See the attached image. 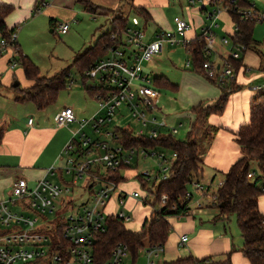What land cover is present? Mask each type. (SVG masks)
Masks as SVG:
<instances>
[{
  "label": "built area",
  "instance_id": "obj_1",
  "mask_svg": "<svg viewBox=\"0 0 264 264\" xmlns=\"http://www.w3.org/2000/svg\"><path fill=\"white\" fill-rule=\"evenodd\" d=\"M188 1L205 8L211 5L210 9L206 8L209 22L201 31L205 39L203 55L206 60L202 63L205 76L216 83L233 80L236 77L233 60L241 59V54L248 47L243 43H233L229 36H223L220 42L228 47V52L218 59L216 44L219 38L215 27L218 26L217 18L221 10L225 8L214 0ZM49 2L38 0L34 14L42 12ZM238 12L245 17L264 20V14L252 8L238 9ZM174 22V31H157L150 41L146 39V31L138 15L132 16L121 33H111L112 41L106 45V55L84 72L88 79L96 81L89 86L96 93V112L89 118L77 119L73 107L64 106L55 116L59 126L73 122L79 125L62 148L60 159L63 163L52 165L46 171L53 177L57 175L61 182L43 176L30 185L27 178L18 177L9 196L0 198V264H98L93 255L95 235L106 230L105 218L108 213L105 207L111 198V191L118 188L105 174L106 169L116 171L121 166H131L135 159L139 161L155 155L162 169L155 175L146 171L143 177L155 183L169 177L173 162H170L163 148L127 146L120 141V133L111 122L117 109L125 105L140 125L135 130L126 126L135 135L155 138L161 133L174 134L179 130L178 126L169 124L165 118L159 119L157 102L160 91L154 86L153 77L145 67V63L162 52L166 44L181 46L189 55L188 44L192 39L186 36V32L190 24L179 15L174 17ZM70 26L68 21H60L56 28L65 34ZM19 29V25L15 26L8 37L0 34V56L10 48L16 52ZM13 58L10 59L12 68L19 64ZM185 67H193L190 55ZM72 81L70 77L69 84ZM250 88L264 91V82H254ZM28 122L31 124L32 118ZM86 127H90L96 136L88 134L84 130ZM77 141L81 143L80 146ZM172 156L174 161L177 153L172 151ZM253 174L254 171L249 172V176ZM66 175L67 181L64 179ZM80 179L82 183L79 185ZM101 181L105 184H101ZM191 187L200 191L201 196L208 194L201 181L193 180ZM122 194L118 197L120 202L124 200L125 195ZM128 194L134 198L140 196L138 190ZM192 197L193 193L188 190L186 198L191 200ZM167 198L166 194L162 195L163 204ZM216 199L217 195L213 193L211 203H215ZM203 207V202L197 200L193 207L189 204V209L181 215L195 214ZM115 216L121 220L130 218L124 212ZM61 222L64 224L61 225V235H58ZM188 239L186 233L180 236L182 244ZM162 249L161 245L148 249L147 264H153V255ZM128 250L127 243L118 241L109 258L101 264H124Z\"/></svg>",
  "mask_w": 264,
  "mask_h": 264
},
{
  "label": "trees",
  "instance_id": "obj_2",
  "mask_svg": "<svg viewBox=\"0 0 264 264\" xmlns=\"http://www.w3.org/2000/svg\"><path fill=\"white\" fill-rule=\"evenodd\" d=\"M214 1L228 11L234 22L235 28L227 34L231 41L233 43H243L250 47L255 42L253 32L258 19L245 17L243 13L238 12V9L251 8V3L248 0ZM82 2L88 11L95 12L96 6H94V3L88 0H82ZM132 6L135 15H138L144 23L150 19L149 12L145 7L133 3ZM202 10H206V8L202 7ZM11 11V5L0 3V34L5 37H8L14 28H9L6 24V17ZM129 20L128 16L121 12L115 14L111 20L112 28L100 35L93 45L87 47L75 58L74 64L82 73L84 85L88 80L84 75L86 69L100 57L106 55V45L112 41L111 33H121ZM204 43L203 32H200L188 44L189 55L193 64L192 69L202 74H204L202 63L206 60L203 55ZM15 49L16 55L13 59L22 64L21 67L26 78L32 80L30 86L20 87L18 85L16 87L18 93L15 95V99L17 101H31L38 108H45L56 102L60 91L66 84H69L71 75L69 68L62 69L52 76H41L39 68L29 56L23 54L18 42ZM233 65L236 77L230 81L217 83L222 89V96L213 104L199 102L191 107L194 118L190 123L185 139H179L171 133H161L158 137L151 138L144 135H135L128 127L114 126L120 133V141L127 146L169 149L175 151L177 156L172 163L169 177L158 183L152 182V186L155 187V202L163 203L161 200L163 194L167 195V201L159 209H156L153 205L152 211L145 218L140 231L135 232L127 229L124 221L116 217L115 214L106 215V230L95 235L93 245V255L98 264L104 263L109 258L111 250L118 241L128 244L129 251L133 254V261L138 256L139 250L144 248L145 242H147L149 248L156 245L163 246L166 243L171 226L168 218L171 215L184 214L189 209L190 200L186 198V193L192 181H199L203 176L204 164L200 154V140L205 139L210 143L219 129V127L210 124L209 117L212 114H222L229 95L241 86L238 75L240 72L244 73L246 71V64L243 63L241 58L233 60ZM153 82L157 88L176 90L178 86L164 75L154 76ZM85 88L90 96L94 98L96 93L93 89L87 85H85ZM3 135L4 129L0 128V142ZM235 140L240 145L242 155L224 173L223 182L215 192L217 199L212 204L218 210L215 218L225 219L229 214H235L243 238L240 251L243 252L251 264H264V214L259 208V197L264 193V91L251 98L250 119L240 125L235 133ZM76 143L78 146L81 145L79 141ZM252 160L257 161L259 174L257 175L254 172L253 176H249V172H252ZM121 167L116 171L107 168L105 172L116 185L126 179L120 174ZM138 177L153 192L152 187L149 186L150 181L145 179L143 175ZM261 181L263 184L260 185L259 182ZM63 224L61 222L59 225L58 235H61V225ZM232 251L233 249L226 253L224 260L213 261V263L232 264ZM207 259V256L197 258L188 255L185 257L180 256L171 261H163L162 264H206Z\"/></svg>",
  "mask_w": 264,
  "mask_h": 264
},
{
  "label": "rangeland",
  "instance_id": "obj_3",
  "mask_svg": "<svg viewBox=\"0 0 264 264\" xmlns=\"http://www.w3.org/2000/svg\"><path fill=\"white\" fill-rule=\"evenodd\" d=\"M248 1L251 3V8L253 10L259 14H264V0ZM82 3V1L76 2L77 8L81 9L74 14L60 6L57 7L56 5H48L43 8L42 12L34 16L35 18L32 20V23L29 22L28 26H26L27 23H24L21 29L18 30V34L20 35L18 40L20 48L23 54L29 56V58L39 68L41 76H52L57 74L62 69L69 68L71 74L70 77L73 81L68 85L66 84V86L60 91L57 103L61 105L69 104L72 106L76 104L81 108V119L89 117L86 116L87 114L83 113V111H88L92 107L96 109L98 108L96 99L92 98L85 88V85H93L96 81L88 79L84 85L82 73L74 64L75 58L87 47L93 45L100 35L112 28L111 18L113 15L121 12L128 16L129 19L135 15L132 0H98V2L94 4V6H96L94 13L84 11V4ZM200 7V4H196L195 6L189 3L188 0H168V4L162 9H166L165 13L170 23L169 26L165 27L163 30H175V22L173 23V19L176 14H184L188 22L191 21L188 16L189 12L190 14L192 13L197 15L199 20L205 19V16L202 15L203 13L201 12ZM206 8L210 9L211 5H207ZM50 12H54V15L50 14ZM227 12L228 11L225 9L223 15H226ZM51 18H55L60 21L69 20L68 22L71 24L69 29L70 32L67 34L60 33L58 29L54 28L53 24H51ZM224 20L226 19L222 17L219 18L218 26L215 28L219 40L223 36H229L227 35L228 33L224 31V25L225 28L228 26V22ZM151 29L152 25L149 23L148 31H151ZM200 29L201 25L199 27L197 26V32H200ZM253 36L255 42L248 47V51L246 50L243 53L241 52L243 62L244 64H247L245 69L248 67V70L245 72V77L247 80L252 81V83L264 82V20H257ZM219 44H221V42L217 41L216 48H218ZM225 51L226 53L228 52V47H225ZM154 57H156V55H154L153 58ZM186 59L187 53L183 47L166 45L164 53L161 54L160 65L157 66V68L156 66L153 67V71L150 72V75L154 77L162 74L170 78L173 82L179 84L182 78V72L193 71L192 68L185 67ZM21 65L22 64L19 63V66ZM147 65H149L148 62L145 63V67ZM19 69L17 70L18 77H20ZM256 74L258 75L256 76ZM240 75L241 74L239 73L238 76ZM15 79L20 80L17 77H15ZM11 83L10 85H0V94L2 96H14L18 93V89L16 88L17 86H12ZM23 83L24 82L22 80V84ZM245 83L248 82L245 81ZM22 84L19 86L22 87ZM69 85L71 86L69 87ZM159 91L162 97L161 102L159 101L157 104L158 107L161 105L164 112L159 113V111L157 113L160 115L159 119L163 117L166 120H170V123L173 125L176 124L179 127V130L173 135L179 139H185L191 122L190 105L188 104L190 91L183 90L180 93L179 90L178 93L161 87H159ZM252 91L254 96L261 92L255 90ZM163 97L167 100H164ZM216 101L217 99H205L203 103L213 104ZM24 105L19 102H14V100H10V102H8L7 112H9L12 116L11 121L13 118L18 119L23 117L25 113V109H23V107H25ZM11 121L7 120V124L10 125ZM180 122H183V125H179ZM111 123L113 126H128L134 130L140 127L139 123L133 119L125 105H122L117 109ZM65 126L67 125L61 127ZM78 127V123L75 122L72 123L69 128L67 127V129H69L72 133V131L76 130ZM84 130L88 134L96 136L90 127H86ZM208 147L209 142L205 139H201L200 154L202 158L204 157V153L207 151ZM164 152L172 163V151L164 149ZM161 169L162 168L158 165V157L155 155H150L144 159L141 158L139 161L135 159L131 166L121 167L120 174L126 179L118 185V188L122 190V195H125L124 200L126 199V201L125 203L120 202V200L114 196V193L119 191V189L111 191L112 197L105 207V212L115 214L124 212L127 216H130L129 219L123 220L126 228L135 232L140 231L143 223V216L147 215V213L153 208V205L156 209H159L163 207V203L159 201L155 202V187L152 186V182L149 183V186L152 187L153 192L148 189V185L145 186L142 183L138 176L142 175L146 171H150L152 175H155L157 171ZM251 169L255 172V174H259L256 160H252ZM165 173L167 174L168 171H165ZM64 179L67 181L68 176L66 175ZM207 179V176L200 178L202 184L205 185V192L208 193L206 196H201L200 191H197L194 187H189V190L193 193V197L189 203L190 206L193 207L195 202L200 200L203 202L204 207L202 209H198L195 214L171 215L170 217H182L180 220L183 224H186L187 221H191L193 226L194 223H196V225L205 224L203 227H209L214 230V236L216 238L215 241H219V238L227 235L234 244L233 248L239 250L242 246V236L236 221V215L231 213L224 220H214V216L217 215L218 210L216 206L212 205L214 203H211V200L212 194L218 189L220 179L217 178L212 183H209L210 179L209 181H207ZM54 180L61 182V179L57 175L54 176ZM81 183L82 179L79 180L78 184L80 185ZM101 184H105V182L101 181ZM259 184L261 185L263 182L261 181ZM133 189H137L140 192L139 198L129 196L128 193H131ZM170 217L168 218L171 225L168 239L163 245V249L160 250L157 255H153V264H162L163 261H171V259H176L180 256L185 257L190 253L193 256L200 258L198 257V251L191 248L188 243L180 245L178 242L173 243L171 241L173 236L172 233L175 231V225L172 221H170ZM197 227L199 228V226ZM47 232L49 233L50 231L47 229ZM187 232L191 234L190 236L193 235V231L191 229H188ZM148 249H150L149 245L145 242L144 248L139 250L135 261H133V254L128 250L124 259V264H147ZM221 252L222 251L217 248V244H213V251L210 252L209 255H206L208 257L206 264H214L213 261L224 260L226 258V253Z\"/></svg>",
  "mask_w": 264,
  "mask_h": 264
},
{
  "label": "crops",
  "instance_id": "obj_4",
  "mask_svg": "<svg viewBox=\"0 0 264 264\" xmlns=\"http://www.w3.org/2000/svg\"><path fill=\"white\" fill-rule=\"evenodd\" d=\"M49 1L50 2L48 5L50 6L56 5L57 7L60 6L62 8L67 9L70 13L74 14L80 11L81 9V8H77L76 2L82 0H49ZM88 1L94 4L98 2V0H88ZM37 2L38 0H0V3L12 6V11L6 17L7 26L9 28H12L19 25L21 29L24 23L25 24L27 23L26 26H28L29 22L32 23L33 22L32 20H34L35 18L34 16H36V14H34V6L36 5ZM132 3L137 6L145 7L149 12L150 19L146 23H144L139 17L142 26L146 30V39L148 41L153 39L154 34L157 31L163 30L165 27L169 26L170 22L167 19L165 13L166 9H162L165 5L168 4V0H135V1L132 0ZM83 8L84 11L88 12L85 6ZM200 10L203 13L202 15L205 16V19L203 20L202 19L199 20L197 15H194L192 13L190 14L189 12L188 16L191 21L188 22L184 14H178L190 24V27L186 32V36L189 39L195 38L196 35L200 33L203 27L206 26L209 22L208 16L206 14V10H202V6L200 7ZM224 11L225 9L221 10L217 18V22L219 18L221 17L225 18L226 20L224 21L228 22V26L227 28H225L224 25V31L226 33H230L235 28L234 22L228 12L226 15H223ZM50 14L54 15V12H50ZM51 21H52L51 24H53L54 28H56L57 23L60 22V20H56L55 18H51ZM149 23H151L152 25L151 31H148ZM173 23H174V19H173ZM200 25H201L200 32H197V26L199 27ZM69 32L70 30L67 33ZM19 38L20 35L18 34L17 42ZM166 45L171 46L169 44ZM166 45L164 46L162 52L156 54V57H154L151 61L148 62L149 65L146 66V70L149 73L153 71L152 70L153 67L156 66L157 68V66L160 65L161 54L164 53ZM225 47L226 46H224L222 43L219 44L217 48L219 52L218 59H221V57H223L226 54ZM15 53H16L15 50L13 48H10L8 51H6L3 55L0 56V85L1 84L10 85V83L12 82L11 83L12 86H15L14 83L15 81L18 80L15 79V77H17L21 80V81L18 80L19 85L22 84V80H23L24 83L22 84V87L30 86L32 84V80L26 78L23 68L19 66V64H17L13 68L10 66V59L13 58ZM18 69L20 70L19 73L20 77L17 76ZM245 72L244 73L240 72L241 75L238 76V80L241 86H239V88L236 91L232 92L229 95L223 113L212 114L209 117L210 124L219 127V129L212 138V141L209 143V147L207 151L204 153L203 176L208 177L207 181H209L210 179L209 183H212L217 178L220 179L218 186L220 185L221 181L224 178V173L242 155L240 145L235 140V133L237 132L241 124L249 121L250 100L254 96V93L250 88L252 81L246 79ZM257 75L258 74H256V76ZM168 79L172 83L178 85L176 90H172L173 92L179 93V90L180 93L183 90L190 91L188 97V104L190 105L191 121L194 118V115L191 111V107L193 105H196L199 102H203L205 99H218L223 94L222 89L217 83H214L213 81L208 79L204 74L197 72L195 70L182 72V78L179 84L173 82L170 78ZM245 81H247L248 83H245ZM161 97L162 96L160 93L158 97V103L159 101L161 102ZM10 100H14V102L22 103L23 105L25 104L24 105L25 107H23V109H25V113L22 118H18V119L13 118V120L11 121L12 116L9 114V112H7V106ZM164 100L167 99L164 98ZM64 106L73 107L77 119H81V111H80L81 108L76 104H74L73 106L69 104L61 105L57 103L56 100V102L45 108H38L31 101H17L15 99V95L2 96L0 94V125H1L0 128L4 129V135L2 141L0 142V198H6L9 196L11 187L14 181L16 180V178L18 177L27 178L28 183L30 185H32L36 180L40 179L43 176L54 179L53 175L46 173L47 168L51 167L52 165H60L63 163V161L60 159V154L62 148L66 145V143L70 140L72 136L71 131L67 129V127L69 128L72 123L65 126L66 127L65 128L59 126L55 120L56 114ZM96 110H97L96 108L92 107L88 111H83V113L87 114L86 116L91 117L96 112ZM159 110H160L159 113H164L161 105H159ZM29 118H32L31 124L28 122ZM7 120L11 121L10 125L7 124ZM167 122L173 125L172 123H170V120H168ZM179 125H183V122H180ZM173 126H177V125L175 124ZM135 190L137 189H133L132 191ZM121 191L122 190L119 189V191L114 193V196L117 199ZM125 201L126 199L123 200L124 203ZM259 208L260 211L264 214V193L261 194L259 197ZM151 211L152 209L147 213L146 216H143V222L145 218H147L150 215ZM108 214H114V213H108ZM215 217L216 216H214V220H218ZM181 218L182 217L179 216L178 217L172 216V218L170 217V221L174 223L175 231H176V232L173 231L172 233L173 236L171 241L173 243L178 242V244L180 245H184L188 243V245L191 248L196 249L198 251L197 252L199 255L198 257L200 258L209 255L210 252L213 251V244H217V248L220 251H222L221 253H227L233 249L231 254L232 264H251L249 260L244 256L243 252L240 251V249L237 250L233 248L234 244L227 235L219 238L218 239L219 241H215L216 240L214 236L215 232L212 228L203 227L205 224L196 225V223H194L193 226L191 221H187L186 224H183L180 220ZM197 226H199V228ZM187 228L193 231L192 236H190L191 234L187 232L188 230ZM185 233L188 234L189 239L186 243L182 244L180 242V236ZM242 243H243V238H242ZM189 255L192 254L190 253Z\"/></svg>",
  "mask_w": 264,
  "mask_h": 264
},
{
  "label": "water",
  "instance_id": "obj_5",
  "mask_svg": "<svg viewBox=\"0 0 264 264\" xmlns=\"http://www.w3.org/2000/svg\"><path fill=\"white\" fill-rule=\"evenodd\" d=\"M14 85H15V86H18V85H19V81H18V80L15 81Z\"/></svg>",
  "mask_w": 264,
  "mask_h": 264
}]
</instances>
